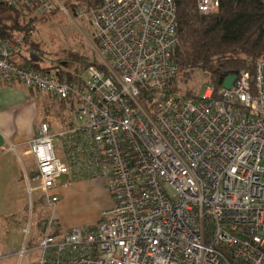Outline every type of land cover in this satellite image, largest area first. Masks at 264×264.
Wrapping results in <instances>:
<instances>
[{
	"label": "built area",
	"instance_id": "1",
	"mask_svg": "<svg viewBox=\"0 0 264 264\" xmlns=\"http://www.w3.org/2000/svg\"><path fill=\"white\" fill-rule=\"evenodd\" d=\"M40 1L38 13L57 2ZM218 6L196 0L201 13ZM88 13L102 66L60 79L20 67L14 44L0 38V83L19 82L70 106L60 131L41 121L29 141L37 170L29 192L56 202L59 176H100L113 203L93 230L55 235L49 220L32 247L24 243L28 224L23 244L0 248V259L27 264L36 249V264H264V62L253 74L238 72L229 88L205 85L183 97L171 91L174 0H103Z\"/></svg>",
	"mask_w": 264,
	"mask_h": 264
},
{
	"label": "trees",
	"instance_id": "2",
	"mask_svg": "<svg viewBox=\"0 0 264 264\" xmlns=\"http://www.w3.org/2000/svg\"><path fill=\"white\" fill-rule=\"evenodd\" d=\"M64 1L72 11H75L78 8L97 9L102 5L103 0ZM218 1L217 11L205 14L197 10L196 0H174L177 32V43L171 55L177 66V74L171 82L174 92H180L179 83L185 85L198 75L202 78L200 89L210 85L216 90L222 86L226 75L240 71L253 74L256 63L264 62V0ZM41 3L42 1L37 0L18 6L0 4V38L8 39L14 44L16 48L11 58L20 67L48 72L51 69L43 68L35 58L41 55L39 44L30 39L33 22L40 18H37L35 12ZM29 53L32 56H29ZM68 58L74 63L75 71L79 72L93 64L87 61L88 57L78 52H71ZM56 67L58 66H54L55 70L52 71L60 79H73V72ZM29 89L40 101L43 110L47 108L48 100L53 96L37 89ZM181 96H197L194 86L185 89ZM52 100L65 102L55 97ZM34 202L46 203L42 194L38 195ZM42 213V210L34 209V214L37 216V233L30 241V246H35V242H38L47 231L48 220ZM96 224L84 228L83 231L95 229ZM203 228L207 240L212 229L210 222L205 221ZM49 231L51 234H60L58 225Z\"/></svg>",
	"mask_w": 264,
	"mask_h": 264
},
{
	"label": "rangeland",
	"instance_id": "3",
	"mask_svg": "<svg viewBox=\"0 0 264 264\" xmlns=\"http://www.w3.org/2000/svg\"><path fill=\"white\" fill-rule=\"evenodd\" d=\"M67 4L64 0H57V2H52L49 11L44 13L35 12L37 18H40L33 22L30 39L40 46L41 55L39 58H35L38 59L43 68L55 70L54 66H58L56 69L60 67L64 71H71L74 74L73 78H76V75L83 69L80 72L75 71L74 63L68 58V54L71 52H78L80 55L88 57L87 61L95 65L102 66V63L99 58L97 43L92 39L94 26L90 13L82 8L72 11ZM80 9H82V13L79 12ZM33 15L34 13L31 14V16ZM28 55L32 56L31 53ZM201 83L202 78L198 75L185 85L179 83L180 92L172 91V85L171 91L182 95L185 89L194 86L197 95L202 90V88L200 89ZM41 97L40 99H42ZM52 98L48 100V106L43 110L39 100L32 97L35 107H37L36 122L42 118L50 125L53 133H56L61 130L62 120L68 115L70 106L66 102H55ZM53 143L55 144V153L59 156L58 147L56 146L58 144L57 140L54 139ZM24 160L27 169L31 170L29 172L30 183L35 184L36 164L34 158L30 155L25 157ZM54 190L58 192L59 197L56 202L35 204L34 200L40 195L39 191L37 195L33 194L32 197H28L27 215L30 223V234L24 242L28 247H32L29 243L37 233V216L34 214V209L37 211L42 210L43 216L48 221L53 220L55 225L59 226L60 234H64L73 227L83 230L88 226H93L100 220L102 212L113 203L110 190L100 176L70 175L64 184L56 182ZM25 199L24 196L16 198L11 205L12 212L5 213V215L15 214V220L6 225L5 223L0 224V236L1 234L3 236L0 248L5 251H12L23 244L24 232L21 231V225ZM31 217L32 224L30 222ZM4 225L5 228L3 229ZM36 244L37 241L35 246ZM38 255L39 251L36 249L28 253L32 261L31 264H36ZM14 263L15 256L13 255L0 259V264Z\"/></svg>",
	"mask_w": 264,
	"mask_h": 264
},
{
	"label": "crops",
	"instance_id": "4",
	"mask_svg": "<svg viewBox=\"0 0 264 264\" xmlns=\"http://www.w3.org/2000/svg\"><path fill=\"white\" fill-rule=\"evenodd\" d=\"M32 97L35 98L31 90L19 82L0 83V224L5 223L6 225L15 220V214L5 215V213L12 212L11 205L15 199L24 196L26 202L21 225L23 232L30 224L27 215L28 197L33 194L37 195L39 191L29 192L28 190L29 186L35 187L37 182L34 180L35 184L30 183L29 172L31 170L27 169L24 160L25 157L31 155L29 141L36 134L38 125L42 121L40 118L36 122L37 107ZM66 181L67 179L60 183L64 184ZM39 192L40 195H44L41 191ZM31 220L32 217L30 222ZM2 238L1 234L0 245ZM25 260L27 264L32 262L28 255Z\"/></svg>",
	"mask_w": 264,
	"mask_h": 264
},
{
	"label": "water",
	"instance_id": "5",
	"mask_svg": "<svg viewBox=\"0 0 264 264\" xmlns=\"http://www.w3.org/2000/svg\"><path fill=\"white\" fill-rule=\"evenodd\" d=\"M236 74L237 73H233V74H228L225 76L224 81L222 83V87L223 88H229L231 86V84L233 83V81L236 79ZM61 182H64L67 179V175H61L58 178Z\"/></svg>",
	"mask_w": 264,
	"mask_h": 264
}]
</instances>
